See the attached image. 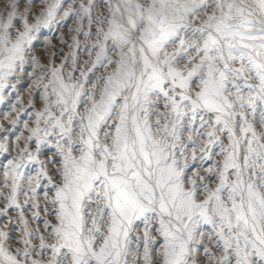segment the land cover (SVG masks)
Instances as JSON below:
<instances>
[{"label":"snow or ice","instance_id":"1","mask_svg":"<svg viewBox=\"0 0 264 264\" xmlns=\"http://www.w3.org/2000/svg\"><path fill=\"white\" fill-rule=\"evenodd\" d=\"M13 94L0 264H264V0H0Z\"/></svg>","mask_w":264,"mask_h":264},{"label":"rangeland","instance_id":"2","mask_svg":"<svg viewBox=\"0 0 264 264\" xmlns=\"http://www.w3.org/2000/svg\"><path fill=\"white\" fill-rule=\"evenodd\" d=\"M69 27H71L70 24L67 27H64L63 29H61L60 32H51V33H48L47 30H45L46 37L51 40V43L53 45H58L60 47H63L64 53H67L69 51V49L66 46L61 45V36L64 33H68ZM43 39H45V37H42L41 38V40H43ZM64 39H66L68 41V43H71V34H69L67 36H64ZM37 49H38V52L42 50V48H41V46L39 44L37 45ZM84 58L87 59L86 56ZM56 63L59 64L60 63V60L57 59L56 60ZM26 85H27V81L26 80L20 83V88H21V96H20V99L25 104H27V101L29 99L28 92H27V89H26ZM9 101L15 102V96H14V94L12 96H10V97H6L5 105H0V110H4L6 108V104ZM37 106H39V105L37 104ZM14 115H15V113H13V116ZM22 118L23 119H27V117H22ZM3 123L5 124V126H7V123L8 122L7 121H3ZM21 128H22V125H21ZM25 134L27 135V133H25ZM41 199H42V197H41Z\"/></svg>","mask_w":264,"mask_h":264}]
</instances>
